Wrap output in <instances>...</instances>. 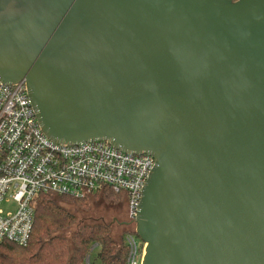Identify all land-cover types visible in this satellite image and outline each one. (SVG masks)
<instances>
[{
    "label": "water",
    "instance_id": "water-1",
    "mask_svg": "<svg viewBox=\"0 0 264 264\" xmlns=\"http://www.w3.org/2000/svg\"><path fill=\"white\" fill-rule=\"evenodd\" d=\"M0 81L54 141L154 157L141 264H264V0H0Z\"/></svg>",
    "mask_w": 264,
    "mask_h": 264
},
{
    "label": "built area",
    "instance_id": "built-area-1",
    "mask_svg": "<svg viewBox=\"0 0 264 264\" xmlns=\"http://www.w3.org/2000/svg\"><path fill=\"white\" fill-rule=\"evenodd\" d=\"M155 165L149 153H132L105 139L64 144L42 131L23 81H0V204L15 202L12 212L0 209V242H28L34 201L40 194L84 197L103 186L123 193L128 224L134 226L141 193ZM124 232V264H141L145 243ZM84 258L89 264V253Z\"/></svg>",
    "mask_w": 264,
    "mask_h": 264
},
{
    "label": "trees",
    "instance_id": "trees-1",
    "mask_svg": "<svg viewBox=\"0 0 264 264\" xmlns=\"http://www.w3.org/2000/svg\"><path fill=\"white\" fill-rule=\"evenodd\" d=\"M122 200L123 193H115L106 186L96 194L80 198L40 194L34 201L33 225L28 242L25 245L0 242V264H84L92 244L99 247L101 264H124L126 247L123 235L130 229H122L113 218L112 222L121 229L113 236V223L90 215L78 220L75 212V209L86 212L91 203H110L114 206ZM70 230L72 232L66 234Z\"/></svg>",
    "mask_w": 264,
    "mask_h": 264
},
{
    "label": "rangeland",
    "instance_id": "rangeland-1",
    "mask_svg": "<svg viewBox=\"0 0 264 264\" xmlns=\"http://www.w3.org/2000/svg\"><path fill=\"white\" fill-rule=\"evenodd\" d=\"M0 209L2 212H12L15 209V202L13 201H3L0 204ZM75 212L77 214L78 220H82L86 218V216H97L100 217L102 220H104L107 223H113V218H115L119 223L122 229L129 228L134 229V226L129 223V220L127 218L126 213V204L125 200H122L118 204H115L112 206V204H103V203H91L89 209L86 212L78 211L75 209ZM123 222H126L127 224H123ZM122 224V225H121ZM113 225L112 228V235L118 234L121 229L119 227H116L117 225L115 223L111 224ZM72 230L67 232L66 234H70ZM89 263L90 264H101L99 260V247L95 246L92 251L89 253ZM86 264V263H84Z\"/></svg>",
    "mask_w": 264,
    "mask_h": 264
}]
</instances>
